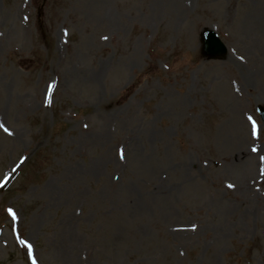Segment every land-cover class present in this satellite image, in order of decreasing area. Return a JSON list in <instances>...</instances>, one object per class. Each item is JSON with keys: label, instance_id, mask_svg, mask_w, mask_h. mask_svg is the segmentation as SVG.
I'll list each match as a JSON object with an SVG mask.
<instances>
[{"label": "rangeland", "instance_id": "obj_1", "mask_svg": "<svg viewBox=\"0 0 264 264\" xmlns=\"http://www.w3.org/2000/svg\"><path fill=\"white\" fill-rule=\"evenodd\" d=\"M257 105L264 0H0V264H264Z\"/></svg>", "mask_w": 264, "mask_h": 264}, {"label": "water", "instance_id": "obj_2", "mask_svg": "<svg viewBox=\"0 0 264 264\" xmlns=\"http://www.w3.org/2000/svg\"><path fill=\"white\" fill-rule=\"evenodd\" d=\"M202 38V48L201 53L207 58H223L226 54V47L219 40L216 33L212 30L205 29L201 33ZM264 121V108L259 110Z\"/></svg>", "mask_w": 264, "mask_h": 264}, {"label": "snow or ice", "instance_id": "obj_3", "mask_svg": "<svg viewBox=\"0 0 264 264\" xmlns=\"http://www.w3.org/2000/svg\"><path fill=\"white\" fill-rule=\"evenodd\" d=\"M255 134H256V126H255V124H253V135L255 136ZM253 151L255 152V151H257V149L253 148ZM261 160H264V157H261Z\"/></svg>", "mask_w": 264, "mask_h": 264}]
</instances>
